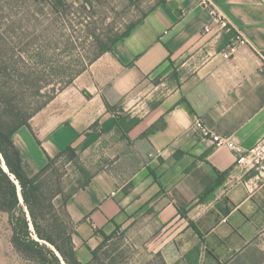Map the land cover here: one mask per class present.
Listing matches in <instances>:
<instances>
[{
	"label": "crops",
	"instance_id": "crops-1",
	"mask_svg": "<svg viewBox=\"0 0 264 264\" xmlns=\"http://www.w3.org/2000/svg\"><path fill=\"white\" fill-rule=\"evenodd\" d=\"M212 1L229 33H203L199 0L157 2L14 135L41 151L37 165L23 153L36 171L68 146L93 155L66 203L83 263L102 233L123 232L165 264H264L263 174L193 126L244 149L264 138V0Z\"/></svg>",
	"mask_w": 264,
	"mask_h": 264
},
{
	"label": "rangeland",
	"instance_id": "rangeland-1",
	"mask_svg": "<svg viewBox=\"0 0 264 264\" xmlns=\"http://www.w3.org/2000/svg\"><path fill=\"white\" fill-rule=\"evenodd\" d=\"M55 1L57 9L52 8L48 0H0L1 54L7 59L12 58L14 74L24 80L18 87V97L28 108L41 104L52 93V86L43 84L50 82L56 88L61 87L70 74L96 54L99 48L109 44V37L122 32L158 2ZM2 84L0 78V87ZM39 92L41 95H38ZM20 146L25 156L37 165L41 151H36V145ZM27 162V170L36 172ZM95 163L93 155H65L56 158L48 176L52 183L59 182L65 195L72 194L93 174ZM60 200L58 196L53 201L58 215L61 214L67 221L59 207ZM10 236L7 214L0 212V264H38L16 251ZM85 252L79 251V257H86ZM156 255L136 246L122 232L99 250L98 259L93 264H161Z\"/></svg>",
	"mask_w": 264,
	"mask_h": 264
},
{
	"label": "trees",
	"instance_id": "trees-1",
	"mask_svg": "<svg viewBox=\"0 0 264 264\" xmlns=\"http://www.w3.org/2000/svg\"><path fill=\"white\" fill-rule=\"evenodd\" d=\"M48 1L52 8L57 9L58 3L55 0ZM162 1L164 0H158V2ZM145 14L127 25L122 32L109 37V44L99 48L96 54L70 74L61 87L56 88L50 82L43 84L46 87L51 85L52 93L47 95V98L36 107L28 108L25 103L23 104L19 100L18 87L24 80L14 74L12 58L7 59L2 56L0 48V78L3 80L0 87V89L3 87V93L0 95V212L7 214V222L11 231L10 242L14 249L25 257L35 260L38 264H93L98 259L99 250L114 237V234L102 233V240L97 247L89 249L90 259L85 263L81 262L77 257L73 243L74 223L66 210L70 194L65 195L59 182L52 183L48 176L56 158L65 155L77 156L76 151L68 146L54 158L48 157L44 167L34 173L29 172L25 156L15 143L14 135L21 127H29L30 119L58 92L69 86L76 76L101 53L108 51L117 42L127 37ZM38 95H41L40 92ZM85 95L89 97L87 92ZM107 107L109 110L114 109L109 104ZM135 123L136 120H133L132 124ZM3 162L7 171L3 168ZM89 179L90 177L79 188L85 187L89 183ZM210 190L211 188H208L204 195ZM58 196L61 197L59 207L67 217V221L61 217V214L58 215L59 211L53 201ZM156 256L160 259L161 264H165L159 253Z\"/></svg>",
	"mask_w": 264,
	"mask_h": 264
},
{
	"label": "built area",
	"instance_id": "built-area-1",
	"mask_svg": "<svg viewBox=\"0 0 264 264\" xmlns=\"http://www.w3.org/2000/svg\"><path fill=\"white\" fill-rule=\"evenodd\" d=\"M199 5L206 10L210 18L209 23L203 27V33L209 34L216 31V29L229 33L232 30L227 18L219 11V8L212 0H199ZM242 42H244V38L240 33H237L228 49L223 53L224 57H230L235 51L237 44ZM193 126L198 136L210 142L212 146L231 149L236 156V166L254 168L263 174L262 176L264 177V138L255 145L244 149L229 136L212 131L200 118L194 119Z\"/></svg>",
	"mask_w": 264,
	"mask_h": 264
},
{
	"label": "water",
	"instance_id": "water-1",
	"mask_svg": "<svg viewBox=\"0 0 264 264\" xmlns=\"http://www.w3.org/2000/svg\"><path fill=\"white\" fill-rule=\"evenodd\" d=\"M3 168H4L5 171H7V168H6L5 164H4V162H3Z\"/></svg>",
	"mask_w": 264,
	"mask_h": 264
}]
</instances>
